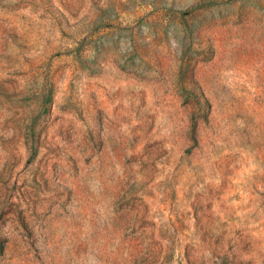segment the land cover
I'll return each mask as SVG.
<instances>
[{
  "label": "rangeland",
  "instance_id": "obj_1",
  "mask_svg": "<svg viewBox=\"0 0 264 264\" xmlns=\"http://www.w3.org/2000/svg\"><path fill=\"white\" fill-rule=\"evenodd\" d=\"M0 264H264V0H0Z\"/></svg>",
  "mask_w": 264,
  "mask_h": 264
}]
</instances>
